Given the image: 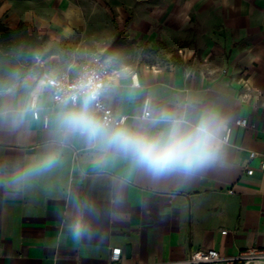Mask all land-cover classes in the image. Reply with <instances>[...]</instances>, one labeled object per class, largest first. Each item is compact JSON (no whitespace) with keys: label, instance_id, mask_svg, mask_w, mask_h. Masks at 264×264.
Wrapping results in <instances>:
<instances>
[{"label":"crops","instance_id":"obj_1","mask_svg":"<svg viewBox=\"0 0 264 264\" xmlns=\"http://www.w3.org/2000/svg\"><path fill=\"white\" fill-rule=\"evenodd\" d=\"M120 2L110 0L120 18L144 14L139 4L132 10V0ZM153 7L162 45L183 39L184 46L163 66L120 61L130 74L119 81L110 109L130 118L149 94L155 106L194 98L189 110L197 115L217 107L228 120V166L157 180L111 157L97 163L73 139L52 175L23 188L0 184V264H107L113 248L121 249L120 264H148L180 261L198 250L233 257L264 247V0H153ZM0 23L46 38V69L68 70L98 48L123 47L109 8L92 12L74 0H0ZM121 94L128 97L123 104ZM52 110L37 111L38 119L32 114L24 136L0 133V170L40 150ZM252 151L259 156L250 159ZM72 196L88 205L86 233L70 227Z\"/></svg>","mask_w":264,"mask_h":264},{"label":"clouds","instance_id":"obj_2","mask_svg":"<svg viewBox=\"0 0 264 264\" xmlns=\"http://www.w3.org/2000/svg\"><path fill=\"white\" fill-rule=\"evenodd\" d=\"M32 60L30 68L17 63L0 73V133L26 135L32 114L51 107L49 138L35 154L12 162L10 171L0 170V184L23 188L52 175L73 139L97 157V163L111 157L157 180L228 166V120L217 107L197 115L189 110L194 98L177 97L155 106L149 94L130 118L108 114L119 81L130 74L118 52L101 50L87 63L69 66L74 72L71 80L68 70L46 69L47 61L40 55ZM126 99L120 95L121 104ZM71 199L75 214L70 227L77 234L86 233L90 226L83 210L88 205L75 196Z\"/></svg>","mask_w":264,"mask_h":264},{"label":"rangeland","instance_id":"obj_3","mask_svg":"<svg viewBox=\"0 0 264 264\" xmlns=\"http://www.w3.org/2000/svg\"><path fill=\"white\" fill-rule=\"evenodd\" d=\"M76 4L82 6L85 10L92 9L95 12V8H109L113 13V18L120 23L119 27L122 34L119 36V42L123 43L121 50L116 51L120 54V61L127 58L133 59V66H140L143 64H155L163 66L174 62V58L178 55V50L184 46L183 39L177 41L171 45H167L160 41L162 39V28L163 26L157 21L160 17L156 14L157 9L153 7V0H132V10L137 11V5L140 6L141 11L144 14H129L123 17L114 14L110 5V0H74ZM119 3L120 0H117ZM144 2V3H143ZM109 14L107 13V16ZM129 17L128 25L122 27L123 19ZM104 18V17H103ZM107 27L115 28L111 21H107ZM133 25V29L131 26ZM144 26L145 30H139L140 27ZM107 42V41H106ZM161 45V46H160ZM103 48H98L97 52L104 50ZM95 53V54H96Z\"/></svg>","mask_w":264,"mask_h":264},{"label":"built area","instance_id":"obj_4","mask_svg":"<svg viewBox=\"0 0 264 264\" xmlns=\"http://www.w3.org/2000/svg\"><path fill=\"white\" fill-rule=\"evenodd\" d=\"M88 62V61H87ZM84 62L83 64L87 63ZM81 64V65H83ZM68 79L71 80L74 77V74L67 72ZM134 78V76H133ZM134 85L138 86L137 82H134ZM116 112L108 109V114L113 115ZM34 118L38 119V112L33 113ZM121 115V114H120ZM124 118H127L125 115H121ZM46 123V119L44 121ZM238 125L245 126L246 120L241 119L238 122ZM259 156L257 152H250L249 158L253 159ZM260 168H264V159L261 160ZM246 174L251 175L252 170H247ZM229 194L232 193L231 190L228 191ZM226 231H223L222 234H226ZM121 258V249L113 248L110 252L107 264H120ZM148 264H264V247L263 248H250L243 250L238 255L233 257L221 256L218 251L209 249V250H198L190 253L186 258L176 262H158V263H148Z\"/></svg>","mask_w":264,"mask_h":264},{"label":"trees","instance_id":"obj_5","mask_svg":"<svg viewBox=\"0 0 264 264\" xmlns=\"http://www.w3.org/2000/svg\"><path fill=\"white\" fill-rule=\"evenodd\" d=\"M46 43L45 37L37 34L29 35L23 25H20L16 30H10L0 23V73L17 63L30 68L33 56L40 55L42 59L45 57ZM114 44L113 46L116 45ZM113 46L107 51L109 52Z\"/></svg>","mask_w":264,"mask_h":264}]
</instances>
